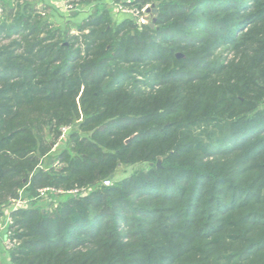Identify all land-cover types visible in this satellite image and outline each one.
Returning <instances> with one entry per match:
<instances>
[{
  "label": "trees",
  "instance_id": "obj_1",
  "mask_svg": "<svg viewBox=\"0 0 264 264\" xmlns=\"http://www.w3.org/2000/svg\"><path fill=\"white\" fill-rule=\"evenodd\" d=\"M135 2L154 28L0 15V207L78 188L13 212L9 264H264V0Z\"/></svg>",
  "mask_w": 264,
  "mask_h": 264
},
{
  "label": "rangeland",
  "instance_id": "obj_2",
  "mask_svg": "<svg viewBox=\"0 0 264 264\" xmlns=\"http://www.w3.org/2000/svg\"><path fill=\"white\" fill-rule=\"evenodd\" d=\"M35 1V0H34ZM78 1V0H77ZM136 0H89L84 4L77 5L75 11V15H51V11H48V14H42L40 11H28V9L24 10L28 15L34 16H42L43 19L54 21L53 27L61 28L65 31L69 32V35L77 32V25L80 24L84 19L88 18L92 13L97 10L105 9L111 16L112 23L118 24L124 19H131L135 24L139 26H148L151 28L155 27V22L157 18V14L153 16L151 13H147V17L143 15L141 9L144 7L149 8L153 7L151 4H143L139 8L135 2ZM155 4L158 3L154 2ZM23 5L22 3H20ZM118 6L125 7L127 9H137L140 13H131V14H123L120 12ZM157 9V8H156ZM158 13V11H157ZM155 17V21L152 22V18ZM129 30H131L129 28ZM135 31V30H134ZM69 132L68 127L62 128V133L59 137L55 138V140H51L50 150L48 153L41 157L39 156L36 162L35 169L33 173H36L37 170H42L45 173L49 172L52 168L54 170H58L61 165H63L58 159L57 155L67 147V139L66 135ZM161 165V163H160ZM146 169L147 165L142 163L136 164H126L120 166L116 172V179H122L124 177H128L133 173L139 171L140 169ZM28 182L25 184L20 190H18V195L11 198L10 203H18L23 206L25 209H40L44 211L49 207H56L58 201L62 200L64 197L74 194L75 190L78 188H70L65 189L62 186L55 185H33ZM112 181L110 179H105L103 181L104 185H110ZM30 187V189H29ZM35 190V194L31 195L32 191ZM31 195V196H30ZM8 202V201H7ZM5 202V204L7 203ZM0 207V212L3 215L0 216V264H9L8 252L13 247L11 242V229L7 225H10L13 221V212L18 210L21 206L18 205L16 208H11V204Z\"/></svg>",
  "mask_w": 264,
  "mask_h": 264
},
{
  "label": "crops",
  "instance_id": "obj_3",
  "mask_svg": "<svg viewBox=\"0 0 264 264\" xmlns=\"http://www.w3.org/2000/svg\"><path fill=\"white\" fill-rule=\"evenodd\" d=\"M110 1V0H108ZM22 3L23 5H21ZM24 5L27 7L28 11H40L42 14H48L51 11V15H75V11L67 9L63 0H0V6L5 10H10V13L22 10Z\"/></svg>",
  "mask_w": 264,
  "mask_h": 264
},
{
  "label": "built area",
  "instance_id": "obj_4",
  "mask_svg": "<svg viewBox=\"0 0 264 264\" xmlns=\"http://www.w3.org/2000/svg\"><path fill=\"white\" fill-rule=\"evenodd\" d=\"M75 1H77V0H63V2H64V4H65V6L67 7V9H69V10H76V7H77V4H75ZM117 9H119L120 10V12H122L123 14H131V13H140V11H138L137 9H127V8H125V7H121V6H118V8ZM141 12L143 13V15L144 16H146L147 17V13H146V7H145V9H144V7L141 9ZM3 14V9H2V7L0 6V15H2ZM78 192V189L77 190H75V192L74 193H77ZM18 205H20V204H18V203H12L11 204V208H17L18 207ZM21 206V205H20Z\"/></svg>",
  "mask_w": 264,
  "mask_h": 264
},
{
  "label": "water",
  "instance_id": "obj_5",
  "mask_svg": "<svg viewBox=\"0 0 264 264\" xmlns=\"http://www.w3.org/2000/svg\"><path fill=\"white\" fill-rule=\"evenodd\" d=\"M146 13H151L153 16H155L157 14V9L154 8V7H149V8L146 9ZM154 21H155V17L152 18V22H154ZM177 56H180V55L177 54ZM160 163H161V158L158 157L156 165L160 166Z\"/></svg>",
  "mask_w": 264,
  "mask_h": 264
}]
</instances>
